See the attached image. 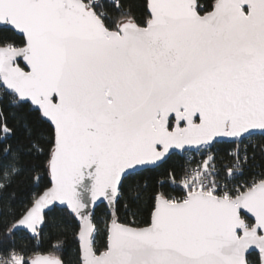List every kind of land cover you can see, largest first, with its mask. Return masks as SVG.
Listing matches in <instances>:
<instances>
[{
    "label": "snow or ice",
    "instance_id": "1",
    "mask_svg": "<svg viewBox=\"0 0 264 264\" xmlns=\"http://www.w3.org/2000/svg\"><path fill=\"white\" fill-rule=\"evenodd\" d=\"M57 205L77 264H264V0H0V264H65Z\"/></svg>",
    "mask_w": 264,
    "mask_h": 264
},
{
    "label": "trees",
    "instance_id": "2",
    "mask_svg": "<svg viewBox=\"0 0 264 264\" xmlns=\"http://www.w3.org/2000/svg\"><path fill=\"white\" fill-rule=\"evenodd\" d=\"M138 2L143 3V0H138ZM9 35H12L17 40L20 39V36L17 33H9ZM258 140L259 138H254L253 141V143L257 144V147ZM9 142L13 143L14 140ZM231 147V144L228 142L217 145V149L220 151L221 155L225 157V164L228 163L226 153L231 150ZM187 155L189 154L180 155L178 153H174L166 162L162 163L160 167L146 168L141 171L136 179L143 180L149 185L154 184L157 180L163 179V174L166 170H170L172 168L179 169L185 163ZM50 182V175L43 174L42 181L39 186H37V184L29 178V173L26 172L13 189L17 194V203L27 202L30 196H34L36 193L42 192L50 185ZM140 203L142 205L143 213L141 216L137 217V219H144L147 213V205L143 201ZM47 214L49 223L44 226L42 237L35 239L29 235V233L22 230L17 234V241L23 240L29 249L46 254L53 250V245L56 243V240L53 237L59 236L63 240V245L57 255L65 261V264H77L78 240L73 235V231L78 224L77 219L73 215L69 214V210L59 206H55L51 211H48ZM119 215L122 219L131 218L123 207L120 208ZM94 216L97 221L106 219L108 216L107 206L104 203L98 205L95 208ZM57 224L66 228V231H64L63 234H61V230L56 227ZM103 243L104 237L103 233H101L96 239V244L97 246H102Z\"/></svg>",
    "mask_w": 264,
    "mask_h": 264
},
{
    "label": "water",
    "instance_id": "3",
    "mask_svg": "<svg viewBox=\"0 0 264 264\" xmlns=\"http://www.w3.org/2000/svg\"><path fill=\"white\" fill-rule=\"evenodd\" d=\"M18 34V33H17ZM175 153H178V152H175ZM178 154H180V153H178ZM180 155H182V154H180ZM148 168H154V167H148ZM50 181H51V178H50ZM50 186V185H49ZM102 203H104L106 206H107V202L106 201H103V202H101V201H98L97 202V204L96 205H94L93 206V212L95 211V208L98 206V205H100V204H102ZM57 206H59V207H63V208H66V206H62V205H57ZM55 207V206H54ZM53 207V208H54ZM52 208V209H53ZM108 208V207H107ZM49 210H47L46 209V212H48ZM109 211V210H108ZM77 219V218H76ZM77 221H78V219H77ZM78 223H79V221H78ZM29 235H31L30 233H29Z\"/></svg>",
    "mask_w": 264,
    "mask_h": 264
}]
</instances>
